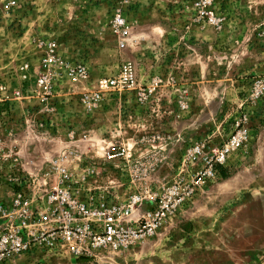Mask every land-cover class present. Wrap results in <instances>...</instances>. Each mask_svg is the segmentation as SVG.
Returning a JSON list of instances; mask_svg holds the SVG:
<instances>
[{"label":"rangeland","instance_id":"374dc122","mask_svg":"<svg viewBox=\"0 0 264 264\" xmlns=\"http://www.w3.org/2000/svg\"><path fill=\"white\" fill-rule=\"evenodd\" d=\"M197 1L0 0V80L12 102L0 108V198L22 176L50 184L69 176L92 203L162 192L189 183L204 154L247 130L220 174L155 234L99 258L37 247L11 264H238L256 243L241 229L245 214L254 224L264 219V92L256 89L264 80V0ZM115 14L124 32L114 30ZM48 53L59 64L42 99L37 78ZM125 63L138 85L88 107L82 94ZM77 66L85 73L75 78L69 68ZM113 142L125 145L127 160L105 159ZM196 145L204 149L197 157Z\"/></svg>","mask_w":264,"mask_h":264},{"label":"built area","instance_id":"2783aa9c","mask_svg":"<svg viewBox=\"0 0 264 264\" xmlns=\"http://www.w3.org/2000/svg\"><path fill=\"white\" fill-rule=\"evenodd\" d=\"M210 2L198 0L196 6L204 8ZM207 18L216 22L213 14ZM112 25L118 32L125 31V19L120 14L113 16ZM58 62L53 53L42 57V70L37 78L42 99L52 91L53 68ZM27 66L23 65L22 69ZM69 73L75 78L82 76L85 67L69 68ZM137 85L133 67L125 63L116 75L100 77L96 89L84 92L81 97L88 107H92L107 96L132 90ZM256 89L257 93L264 92V80L258 82ZM11 103L6 85L0 80V108L6 110ZM247 120L246 114L241 121ZM246 132L243 129L232 133L223 145L204 154V165L193 172L189 183L179 179L162 192L146 188L144 194L133 193L125 201L105 197L92 203L88 198L76 195L69 176L55 184L47 181L31 183L26 176L18 178L19 182L16 179L18 186L11 195L0 198V264H10L37 247L75 258H99L105 253L129 248L155 234L167 217L179 214L197 190L213 181L220 174L219 167L226 165L232 154L242 147ZM203 151L202 145L191 149L196 157ZM122 158L127 160L125 145L113 142L107 146V161ZM57 166L52 164L50 167Z\"/></svg>","mask_w":264,"mask_h":264},{"label":"crops","instance_id":"0c3cea01","mask_svg":"<svg viewBox=\"0 0 264 264\" xmlns=\"http://www.w3.org/2000/svg\"><path fill=\"white\" fill-rule=\"evenodd\" d=\"M195 194H198V193L196 192ZM197 200H199V197L196 199V201ZM187 204H188V202H186L185 207L187 206ZM184 208H183V210L180 211V213L178 215H182L185 212ZM246 216L247 215L245 214L244 220L245 221L249 220V224H247V225L245 224V226L241 230H243L247 234H249L247 232V231H249L251 233V235H253V237L255 238L254 242H256V243L252 246L249 245V246L245 247V249H244L245 251L243 253V260H239L238 264H264V219L260 224H254L253 222H251V216L250 215H249L250 217L249 216L246 217ZM229 230H228V232L231 231V230L230 231ZM212 233H213L212 237L214 240L215 237L216 238L218 237L219 230H217V232L213 231ZM229 236H230V234H229ZM213 240L211 241V244H212V242H214ZM217 242H219V241H217ZM214 245L215 244H212V246H214ZM219 246H221V245H219ZM219 246H218V248H219ZM215 247L216 246H214V248ZM233 260H234V261H232L233 263H228V264H236L235 259H233ZM21 263L23 264V262H21ZM10 264H11V262H10ZM215 264H219V263H215Z\"/></svg>","mask_w":264,"mask_h":264},{"label":"trees","instance_id":"16d2710c","mask_svg":"<svg viewBox=\"0 0 264 264\" xmlns=\"http://www.w3.org/2000/svg\"><path fill=\"white\" fill-rule=\"evenodd\" d=\"M224 173V172H223Z\"/></svg>","mask_w":264,"mask_h":264}]
</instances>
